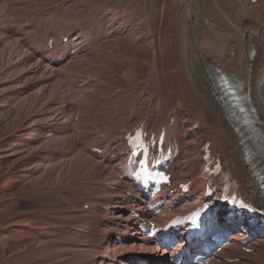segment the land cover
<instances>
[{
  "label": "bare ground",
  "instance_id": "bare-ground-1",
  "mask_svg": "<svg viewBox=\"0 0 264 264\" xmlns=\"http://www.w3.org/2000/svg\"><path fill=\"white\" fill-rule=\"evenodd\" d=\"M188 1L190 3L186 6L179 0H168L169 4L161 11L160 23L157 15L151 16L146 12L145 16L151 19L146 28L140 25L142 22L140 19L134 18L133 15L131 18L127 17L128 14H125L122 17L124 19L122 25L132 26L131 30L125 32L123 31L128 27L117 29L114 25H108L111 21L108 19V13L102 11L95 13V9L101 8L99 4L89 6L87 14L80 7L71 9L66 14V19L61 20H42L41 16L34 12L26 17H19V29L5 30L8 36L14 39L13 45L30 46L28 49L30 54L24 57V61L12 65L14 69L19 70L20 75L18 79L10 81L11 84H27L23 89L26 97L24 105L37 102L36 95L31 92L36 88L42 90L44 81L48 82L49 78L57 81L56 88L67 81V75L75 77L85 75L91 80L76 93L75 107L81 112L77 126L86 144L103 150L99 154L91 147L84 153L79 148L81 143L70 138L73 136H68L70 142L60 153L61 156L76 153L74 159L66 160L60 173L65 179L71 175V184L66 186L67 192H64L62 197L64 199L69 197L67 199L72 204L70 209L64 210L80 214L69 218L67 216L65 234L59 235L56 240L63 248L61 251H51L53 254L64 253L66 258L55 264H131L127 259L129 253H138L140 250L149 252L146 255H151L155 264L174 262L183 264L182 260L174 256L185 249L186 243H182L180 238L168 242L158 253L159 246L141 235L140 230L131 234L132 236L127 235L125 230V228L136 230V221L130 215V211L141 208V200L138 198L139 194L131 196L127 194L128 191L135 192L138 187L124 171L119 174L117 170L123 160V155L119 151L120 136L123 127L147 114L148 110L152 112L154 129L160 131L165 126V136L171 140L169 143L173 145V152L177 154L174 162L178 164L174 174L175 182H186L193 178L197 183L192 193L182 194L177 190L171 197L167 194L159 196L160 202L163 203L162 214L168 218L181 214L186 208H193L206 193L208 183L199 178L202 158L196 156L187 164L180 162L199 151L196 142L203 145L212 140L216 147L226 152L235 169V175L243 181L250 180L253 174L250 157L256 152L264 155V147L258 145L250 127L244 123L242 115L233 106L231 95L224 83L228 76L245 92L250 93L251 103L256 108L258 120L264 129V10L259 8L260 3L257 5V2L252 0H237L241 3L243 26L239 27L233 23L237 31L236 36L231 42V47L220 53L207 39L199 3L196 0ZM28 6L29 2L24 0H0V19L10 15L17 16L21 14H18V11L28 10L30 8ZM222 12L228 15L224 10ZM117 22L121 23L119 20ZM0 24L4 22L0 21ZM113 28L119 31L116 32L117 35L122 32L125 39L147 42L155 52L151 71L141 82L145 87L140 97L146 106H137V102L135 103L137 85L131 89L119 88L118 93L109 96L108 89L116 86L98 74L102 70L111 72L115 79L122 78L131 84L139 80L134 69L135 65L139 64L137 60L130 61L131 68L122 76L106 64L109 57L129 60L127 54L114 55L115 48L108 51L101 49V41L110 36L109 29ZM21 32L25 33L23 36L30 38V41L23 42L15 37ZM60 36L68 37V42L59 40L56 48L50 49L49 39ZM83 39L93 43L97 51L87 53L84 58H76L86 42ZM236 46L240 48L241 56H244L245 64L241 71L238 67L240 62L237 63L235 60L239 56ZM5 52L7 51L0 52V61L6 57ZM44 70L46 73L51 72L53 76L42 79ZM88 87L91 90H86ZM56 94L55 99L60 97L58 91ZM120 99L126 102L120 104ZM106 100L109 102L108 105H105ZM179 107L187 110L186 116L177 112ZM99 108L103 110L101 113L103 118L109 117L105 120L106 126L97 131L95 128V132L87 135L85 132L88 126L81 125L86 118L96 115ZM32 113V118L39 126H44L43 120L50 116L44 108ZM172 117L175 118L174 123L170 121ZM195 123H199L198 129L192 128ZM64 129L66 130L58 134H68L71 130L69 125L62 130ZM44 131L57 134L51 126H46ZM60 136L62 138L64 135ZM121 174L124 175L120 177ZM86 176L90 181L95 180L98 183L91 185L82 183V178ZM85 205H89V208L86 209ZM96 212L100 216H97ZM218 213L215 232H220L224 237L230 236L227 240L229 243L221 252L214 253L213 258L204 254L201 264H264V223L261 216L253 217L245 212L243 224L239 226L228 218L233 212L225 206H222ZM227 220L230 222L227 223ZM236 220L238 218L235 217L233 221ZM27 225L31 226V223ZM113 233L121 235L122 242L112 236ZM214 240L215 237L211 239L212 242ZM175 241H179V245L170 255L168 248ZM244 247L255 250L253 253L256 256L255 261L250 260L252 254L245 252ZM45 255L47 254L44 250H39L37 254L24 260L32 263L34 259ZM219 258L222 260L219 261Z\"/></svg>",
  "mask_w": 264,
  "mask_h": 264
},
{
  "label": "rangeland",
  "instance_id": "rangeland-1",
  "mask_svg": "<svg viewBox=\"0 0 264 264\" xmlns=\"http://www.w3.org/2000/svg\"><path fill=\"white\" fill-rule=\"evenodd\" d=\"M25 1L29 2L28 7L30 8L28 10L22 12L18 11V14H21L17 16L10 15V17H1L0 19V21L4 22V24H0V52H8H5L6 57L0 61V264H55L66 258L64 253L62 254L59 252L53 254L51 251H61L63 248L56 240L58 236H62L65 231L67 216L69 218L80 214V212L77 214L74 212H66L67 208H71L72 202L68 201L67 198L69 197L64 199L62 194L67 192L66 186L71 184V175L69 174V178L67 176L65 179L60 173L66 160L74 159L76 153H71L69 156H61L60 153L69 144L70 138L78 142L81 141V143L84 144L82 139L78 140L77 138L81 131L77 126V121L79 119L75 120V117L77 114L81 115V113L75 108V99L78 90L75 87L77 85V87H79L81 82L88 79L85 75L79 77L68 76L69 78L66 83L64 82L58 89L56 88L57 81L54 78H49L53 76L52 73L47 72V74L44 70L42 72V79L49 78L48 82L44 81L42 90L36 88V91L33 90L34 92H31L36 95L37 102L24 105V99H26V97L23 89L27 84H11L10 81L18 79L17 77L20 75L19 70L14 69L12 65L24 61V57L30 54L28 50L30 46L13 45L12 42H14V39L10 38L5 30L13 31L11 27L19 29V17H26L34 12H37L42 20H61L66 19V14L71 9L80 7L82 11L86 13L89 6L92 7L93 5L99 4L102 9H95V13L98 14L99 12L101 13V11L102 13H108V19H111L108 25H114L117 29L124 26L128 27L123 31L125 32L132 28L129 24L122 25L124 21L122 17L125 14H128L127 17L131 18V15H133L134 18L140 19L142 21H140V25L146 28L147 23L151 20L145 16L146 12L151 16L157 15L158 22L160 23L161 11L169 3L168 0H24V2ZM179 1L186 6L190 3L188 0ZM196 1L200 6L199 11L203 17L204 31L206 32L207 39L212 46H215L219 49L218 51L222 53V50L231 47V42L236 36L237 31H235V25L233 23L237 24L239 27L243 26L244 16H242L241 13V3L237 0ZM259 3H261V5ZM258 4L260 5L259 8L264 10V0H258L257 5ZM247 8L249 7L247 6ZM223 10L228 14L227 16L222 12ZM118 20L121 21V23H116ZM131 22L133 23L132 20ZM8 27L11 29H7ZM115 28L109 29L108 34L110 37L105 40L103 39V41H101L102 43H100V47L106 51L115 48L114 55L118 53V55L127 54L129 55V60L125 58H117L116 60L113 57H109L106 64L109 65V67L111 66L110 68L112 70L122 76L131 68L130 61L137 60L139 64L135 65L134 69L139 80L131 84L122 78L115 79L114 74L111 72L107 73L102 70L98 72V74L102 76V79L116 86L108 89L109 96L118 93L119 88L131 89L133 86L137 85L135 90L136 95L134 96V99L137 100L135 103L137 102V106H146L140 97L145 87L141 82L145 80L148 73L151 71V64H153L155 52L147 42L144 43L141 40L137 42L134 39H132L131 42L129 39H125L122 32L120 33L121 35H117L116 32L119 31L115 30ZM110 32L115 34L111 35ZM4 33L9 37L8 39H4ZM24 34L25 33L21 32V34L19 33V35L15 37H18L20 41L24 42L25 39L22 38ZM116 35L118 36L117 38H115ZM8 46H10V48L7 49ZM236 47L235 49H237V54H239V56H237L235 60L237 63L240 62L238 67L241 71L244 67L243 64H245L243 60L244 56H241V52H239L241 51L240 48H238V46ZM94 50V52L97 51L95 48ZM49 73H51V75ZM73 79L78 83L76 86L74 85L75 87L71 86ZM47 83L49 84L47 85ZM88 89L91 90L90 87L86 90ZM57 91L60 97L55 99L54 95ZM125 102L126 100L120 99V104ZM107 103L109 104L106 100L105 105H108ZM43 108L45 111H48L50 116L48 115L49 118L43 120L42 124L44 126H39L32 118V112L40 109L43 110ZM49 111L52 112L50 113ZM102 111L103 110L99 108L96 115L89 116V118L83 121V125L81 126H88L87 132H85L87 135L94 128H96L95 131H97L102 128V126L103 128L106 126L105 120H108L109 117L103 118L101 115ZM92 124L94 127H91ZM67 125H69L71 129L70 132L72 131V133L58 134L61 131H65L66 129H62L67 128ZM46 126H51L58 135H53V132L46 133L44 131ZM60 135L64 136L61 138ZM68 136L73 137L69 138ZM196 146H199L197 142ZM79 148L85 153L83 145ZM199 154L200 150L190 158L195 159ZM62 178H64V180ZM81 182L89 185L95 182L98 183L95 180L90 181L87 176L83 177ZM64 200L66 202H62ZM63 205H67V207L64 208ZM107 208L109 209V207ZM28 223H31V226L27 225ZM39 250H44L47 255L34 259L32 263L24 260V258L27 259V257H32L33 254H37ZM19 258L22 260L19 261ZM15 259H18V261H14Z\"/></svg>",
  "mask_w": 264,
  "mask_h": 264
}]
</instances>
